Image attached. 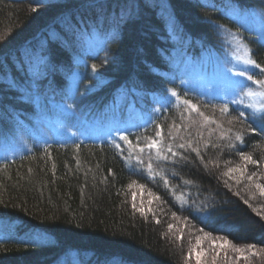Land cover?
Returning <instances> with one entry per match:
<instances>
[{"label": "trees", "instance_id": "16d2710c", "mask_svg": "<svg viewBox=\"0 0 264 264\" xmlns=\"http://www.w3.org/2000/svg\"><path fill=\"white\" fill-rule=\"evenodd\" d=\"M146 2L149 6L113 36L108 21L124 0H0V35L6 37L0 42V58L11 63L43 46L54 68L38 100L22 98L0 85V139L12 136L17 126L32 123L35 100L43 105L70 95L68 82L76 70L79 80L70 102L81 113H104L123 92L146 98L175 90L216 121L205 123L196 112L189 113L187 106L175 102L127 135L132 149L123 141L118 142L121 151L115 144L61 140L0 161V264H61L64 260L71 264H185L186 242L177 240L175 231L191 236L193 231L201 232L197 228L234 244L264 247V218L257 215L264 212V197L249 189L251 182L244 178L237 184L232 177L239 173L223 175L244 163L240 152L259 161V165L247 164L245 175L264 172L262 122L240 119L239 111L245 110L231 105L222 114L219 109L224 102L207 100L172 79L177 52L193 55L219 50L224 29L238 30L224 9L264 12V0ZM169 14L177 26L172 37L167 35ZM240 36L253 50V58L264 64L259 40L248 30L240 31ZM86 41L94 51H83L90 49ZM218 124L232 131L222 138ZM156 125L162 126L161 155L167 154L168 160L155 159V150L138 153L135 148L137 143L145 146L149 138L157 139ZM249 127L257 131L250 132ZM237 132L243 134V143L235 140ZM189 140L199 148L203 161L187 146ZM180 143L185 148L176 147ZM168 144L180 155L168 154ZM130 153L131 161L126 159ZM137 154L144 160V169L152 158L154 179L137 166ZM259 182L264 183V177ZM141 185L152 193V206L156 205L143 215L132 207L135 202L137 209L149 208L133 200L134 190ZM256 206L261 211H254ZM169 224L174 226L171 230Z\"/></svg>", "mask_w": 264, "mask_h": 264}, {"label": "rangeland", "instance_id": "374dc122", "mask_svg": "<svg viewBox=\"0 0 264 264\" xmlns=\"http://www.w3.org/2000/svg\"><path fill=\"white\" fill-rule=\"evenodd\" d=\"M223 12L231 17L238 28V30H227L231 33L238 34L240 31H249L253 36L259 40V29L261 26V18L264 17V12L261 10H251L240 12V10L229 11L224 9ZM242 38V37H241ZM95 39V37H94ZM230 37L226 35L225 29L221 39V48L219 50L202 51L197 54H190L188 52H177L172 62V79L186 89L194 93L202 95L206 99H221L227 102L230 99H236L233 96L235 89L234 80L240 79L234 75L235 72L243 69L244 66L237 65L231 53L233 52L234 45L228 43ZM98 45V44H97ZM86 46L83 51H94L92 44L86 41ZM80 62L82 60L80 59ZM234 65H236L234 67ZM259 70L251 69L250 74L254 75L257 79L260 77L257 73ZM76 75L77 80L73 85L72 77ZM79 80V71L71 74L68 82L69 92L74 88L76 89ZM246 86L252 87L253 91L259 89L252 84L251 81H245ZM63 100H48L47 102L39 103L35 100L36 117L32 119L31 124L17 126L15 133L0 139V160H13L20 155L28 152L33 146L47 145L54 141H75L88 142L94 144H117L121 140V135H127L133 132L139 126L149 124L155 117H157L169 105L175 103V98L171 96V91L168 90L164 94H151L149 97L144 98L140 94H127L123 92L119 99L104 111L90 113V111L81 113L74 107L68 110L62 109V105L71 104L69 95H64ZM123 100V102H122ZM254 101L246 98L245 104L253 103ZM49 105V106H47ZM234 107H239L247 110L249 113L251 109H245L244 105L231 104ZM264 168V166H263ZM140 190V191H139ZM148 192V191H147ZM144 191L140 186L134 190L135 196L133 197L136 202L139 201L141 206L148 205V207L155 208L153 205L154 199ZM151 200V204L149 201ZM145 210L148 208H144ZM255 211H259L258 206L254 207ZM261 211V210H260ZM186 222L184 219L182 220ZM176 230V227H175ZM191 230V229H186ZM200 231L201 229H198ZM174 233V231H173ZM176 236L182 239H177L186 242L185 255L183 262L185 264H195V258L187 259V253L190 242L195 244L196 236H203L204 233L195 231L191 232V236H187L182 231H175ZM211 238H224L220 235H212L205 241V248L210 247L209 241ZM219 242V241H218ZM243 245V244H236ZM247 245V244H244ZM257 246V245H256ZM264 247L257 246V251ZM229 256H234L227 248L225 249ZM208 254V259L211 261V255ZM61 264H71L67 260ZM217 264H224L223 254ZM239 264H264V252L260 256L251 257L249 261L241 260Z\"/></svg>", "mask_w": 264, "mask_h": 264}, {"label": "snow or ice", "instance_id": "6c2138e0", "mask_svg": "<svg viewBox=\"0 0 264 264\" xmlns=\"http://www.w3.org/2000/svg\"><path fill=\"white\" fill-rule=\"evenodd\" d=\"M148 3L146 0H124L122 5L118 6V11L113 13L108 23L113 29L112 35L114 36L117 32H119L124 26H126L129 22L136 19L142 7H148ZM33 11L36 9L33 8ZM166 23L168 27L167 35L172 37L177 32V26L173 19V17L169 14L166 18ZM261 26L259 29V42L262 46H264V17L261 18ZM226 35L230 37L228 43L234 45L233 52L231 55L233 56L237 65L244 66L242 70L234 73L236 77L240 79L234 80L235 89L233 92V96L237 97L236 99H230L223 104V106L219 109L222 114H227L229 112V104L236 105H244L245 109H251L250 116L246 117L245 111H239L240 119L251 118L253 123L257 121H261L260 131L264 132V64L259 63L256 59L253 58V50L248 46V44L239 37L238 34H234L225 29ZM6 37L0 35V42L5 40ZM102 50V49H101ZM107 61L105 60V63ZM236 65H234L235 67ZM257 69L258 75L262 78L257 79L254 75L250 74L251 69ZM97 65H92V70L96 71ZM54 71V68L50 62V57L44 51L43 46L39 49H33L24 54L23 58H18L17 61L9 62L7 58H0V85H4L8 90L15 91L21 94L22 98L39 99V94L43 82L47 79L48 75ZM77 80L76 75L72 77L73 85H75ZM245 81H251L253 85H255L259 90L253 91L252 87L246 86ZM75 89L71 90V94L69 95V99H75L74 95ZM171 96L175 98L176 104L179 106L181 103L187 106L189 113L196 112L200 117L203 118L205 123L211 121L212 123H216L212 117L206 116L204 112H201L199 107L194 104L191 100L183 99L175 90H170ZM249 98L253 100V103L245 104V99ZM62 109L68 110L73 107L71 104L62 105ZM236 119V118H234ZM191 124H195L196 121H191ZM231 123V121L229 122ZM221 128V137H226L227 132H231V128L224 130L222 125H217ZM179 127V126H177ZM158 131L156 132L157 139L149 138V142L141 147L139 143L136 144L135 148L138 150V153H143L145 148H147L150 152L152 150L156 151L155 159L157 160H168L169 156L167 154L161 155L164 152V148L162 147V136L163 129L161 125H156ZM212 131L211 129L209 130ZM248 131L256 132V128L249 127ZM198 135L202 136V133H198ZM119 139L123 142H126L129 145V149H132V143L129 140L127 135H121ZM139 141V138H137ZM174 139V138H173ZM235 140L239 143H243L244 137L243 134L237 132L235 134ZM185 143H180L176 145V147L183 149L185 148ZM187 146L191 148L193 152L200 157L201 161H203V157L200 156L199 148L192 147V141H187ZM234 147V145H230ZM117 149H121L119 143L115 144ZM167 153L171 154L172 157H176L180 155L178 152L173 151V145H167ZM240 159L244 162L241 165H237L235 168H229L226 172L223 173L224 176H231L232 173H239L238 176L232 177L236 180V183L239 184L241 178H244L251 182L248 187L249 189L255 188L261 197H264V183H260V178L264 177V172L254 171L251 174L245 175L247 164L251 163L253 165H259V161L253 159L252 155L245 152L239 153ZM137 166L141 169H144V160L141 155H136ZM127 160L131 161L132 155L126 157ZM151 157L149 162L147 163L146 170L150 178H155L157 174L155 169L153 168ZM31 171V170H29ZM255 178V179H254ZM162 179L165 185H168L167 177L162 176ZM189 183V182H186ZM131 186V185H130ZM141 188L144 186L141 185ZM149 195L152 196V193L149 192ZM237 196L240 195L239 192L236 193ZM255 196V193H252ZM155 199H159V197H155ZM177 199H183L182 197H177ZM243 199V197H241ZM244 204L251 207L248 200L243 201ZM151 204V200L149 201ZM132 207L141 212L143 215L145 209L143 207L137 209L135 202H133ZM147 211L151 212L152 209L149 207ZM255 211V209H254ZM257 215H260L264 218V212H258ZM175 216V213H173ZM187 219V218H185ZM159 223V220L156 221ZM174 226L172 224L168 225L169 230H171ZM203 232V229L200 230ZM212 237L211 233L205 232L203 236H196L195 244L190 242V246L187 253V259L195 258V264H217V261L221 259V255L223 254L224 264H239V261H249L251 257L260 256L262 252H264V248L257 251V246L255 244H247V245H236L231 240L224 238H211L209 241L210 247L205 248V241ZM183 235L177 239H182ZM219 241V242H218ZM230 250L234 253V256H229L225 249ZM212 252L211 261L208 259V254Z\"/></svg>", "mask_w": 264, "mask_h": 264}]
</instances>
